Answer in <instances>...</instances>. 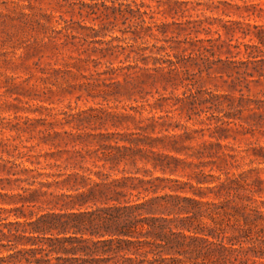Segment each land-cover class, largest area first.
<instances>
[{"label":"rangeland","instance_id":"374dc122","mask_svg":"<svg viewBox=\"0 0 264 264\" xmlns=\"http://www.w3.org/2000/svg\"><path fill=\"white\" fill-rule=\"evenodd\" d=\"M0 193L153 201L264 264V0H0Z\"/></svg>","mask_w":264,"mask_h":264},{"label":"trees","instance_id":"16d2710c","mask_svg":"<svg viewBox=\"0 0 264 264\" xmlns=\"http://www.w3.org/2000/svg\"><path fill=\"white\" fill-rule=\"evenodd\" d=\"M157 207L153 201L134 202L93 212L29 215L0 208V264H234L232 257L245 253L242 240L253 241L244 228L218 244L200 225L155 217Z\"/></svg>","mask_w":264,"mask_h":264}]
</instances>
